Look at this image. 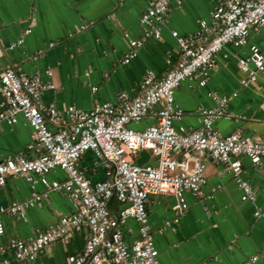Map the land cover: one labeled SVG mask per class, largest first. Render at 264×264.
Wrapping results in <instances>:
<instances>
[{"label":"built area","instance_id":"1","mask_svg":"<svg viewBox=\"0 0 264 264\" xmlns=\"http://www.w3.org/2000/svg\"><path fill=\"white\" fill-rule=\"evenodd\" d=\"M171 2L148 0L139 16L141 35L129 38L126 34L129 51L120 63L133 59L146 41L161 39ZM176 2L180 4L179 0ZM214 2L209 12L212 28L201 20L193 33L182 35L171 30L177 45L176 60L173 62L171 53H167L168 68L164 75L159 77L147 69L136 90L133 93L119 91L114 103L96 102L88 111L68 105L59 111L43 103L42 93L53 89L54 85L43 81L38 72L27 74L10 66L2 70L0 122L12 125L22 115L31 134L26 145L28 155L21 152L0 160V187L8 177L19 176L29 183L31 192L27 199L1 207L0 216H17L26 221V211L42 206L50 192H61L75 203L70 213L61 215L56 224L35 229L32 237L10 238L5 249L15 261L34 264L46 246L68 242L75 232L86 228L88 235L83 249L69 255L65 264H159L147 211L150 196L175 199L174 215L157 231L164 232L178 225L179 217L187 208L185 192L204 198L205 157L231 172L242 191V201L254 202L256 193L242 178L241 159L247 158L256 166L264 162V139L240 129L222 136L213 127L218 119L231 117L227 105L236 93L212 94L213 106L198 108L199 129L186 130L173 124L184 114L174 100L181 82L193 79L199 87H204L216 67L215 57L223 47L242 48L248 43L251 32L256 34L264 29V0ZM30 31V28L25 29L13 43H0V55L21 45L24 35ZM235 59L238 70L244 75L239 79L240 87L256 83L264 74V37L262 46L251 44L248 53L236 55ZM146 117L154 118V122L142 130L129 127L130 123L137 124ZM142 150L149 153L154 163L135 162ZM87 151L104 160L103 181L92 183L80 168L79 161ZM54 169H61L65 177L48 180L47 174ZM39 180L45 186L42 192L35 188ZM112 198L120 204L117 212L109 208ZM254 215H264V210L258 208ZM127 218L138 224L137 237L130 243L121 229ZM3 233L0 218V235ZM262 256L264 258V251ZM256 260L257 256H251L245 264ZM0 264H11V261L2 259Z\"/></svg>","mask_w":264,"mask_h":264},{"label":"crops","instance_id":"2","mask_svg":"<svg viewBox=\"0 0 264 264\" xmlns=\"http://www.w3.org/2000/svg\"><path fill=\"white\" fill-rule=\"evenodd\" d=\"M179 1L180 4L176 0L171 2V12L163 26L161 39L146 41L137 49L133 59L122 64L120 60L129 51V38L141 35L139 16L148 0H0L2 45L15 42L25 29H31L24 35L21 45L0 55V73L7 66L20 68L27 74L38 72L43 81L54 85L53 89L42 93L43 103L59 111L68 105L89 110L96 102L114 103L119 91L133 93L136 90L147 69L159 77L164 75L168 68L167 53H171L173 62L176 60L177 45L171 30L182 35L193 33L201 20L212 28L209 12L215 6L214 0ZM259 34L251 32L248 43L242 48L223 47L215 57L216 67L204 87H199L193 79L181 82L175 90L174 100L184 114L174 121L176 128H201L198 108L213 106L214 93H236L227 105L231 117L218 119L214 129L222 136L240 129L245 134H257L264 139V74L256 83L240 87L239 79L244 75L238 70L235 59L236 55L248 53L251 44L262 46L264 36L258 42L252 41ZM50 43L53 45L49 46ZM78 77L83 85L75 80ZM79 87L85 97L78 103L73 94ZM142 121L145 126L130 123L129 127L142 130L152 124L154 118L146 117ZM50 127L56 129L55 125ZM30 134L31 128L22 115L12 125L0 122V160L21 152L28 155L26 145L30 142ZM147 161H150L149 157ZM104 163L92 151H87L79 166L95 183L105 179ZM241 163L242 178L256 193L254 202L242 201V191L231 172L206 157L202 186L204 198L198 199L185 192L187 208L179 217L178 225L168 227L164 232L157 231L174 215L175 199L150 196L148 218L160 264H164L163 258L168 264H245L251 256H257L253 264L263 263L264 215L256 217L254 212L258 208L264 210V162L256 166L242 158ZM64 177L61 169H54L46 176L48 180ZM218 186L220 188L216 189ZM35 188L42 192L45 186L39 180ZM30 192V185L24 178L8 177L0 187V208L27 199ZM111 200L109 208L117 212L120 204ZM74 208L75 203L65 194L50 192L42 206L26 211V221L1 214L4 233L0 235V260L23 264L15 261L11 252L5 249L7 241L17 237L30 238L35 229L56 224L61 215ZM121 229L127 242L137 237L138 224L133 219H125ZM87 235L88 230L84 228L75 232L68 242L46 246L34 264H65L69 255L83 249ZM193 236L195 242L191 241Z\"/></svg>","mask_w":264,"mask_h":264},{"label":"rangeland","instance_id":"3","mask_svg":"<svg viewBox=\"0 0 264 264\" xmlns=\"http://www.w3.org/2000/svg\"><path fill=\"white\" fill-rule=\"evenodd\" d=\"M264 36V29H261L260 30V34L259 35H256V37H254L253 38V40L252 41H254V42H258V40H260L262 37ZM4 53H7V51H5ZM71 76H73V74L71 73ZM77 82H80V84H82L83 85V82L79 79V77L78 78H76L75 79ZM81 87H79L78 89H77V91H75L74 92V94H73V97H74V99H75V97H76V100L78 101V103L80 102V101H82V98L84 99V97H85V94H84V91L82 90V89H80ZM100 102H102V101H100ZM91 107V106H90ZM81 109V108H80ZM90 110V109H89ZM85 111H88V110H85ZM137 124H139V126L138 127H141V126H145V123L143 122V121H141V122H139V123H137ZM141 125V126H140ZM133 129H135V128H133ZM141 129V128H140ZM151 164L152 163H154V161L153 160H150L149 161ZM200 201V200H199ZM196 241V238H194V236L191 238V241ZM158 260H159V264L161 263L160 262V260H161V258L158 256ZM163 263L164 264H168L167 263V261H166V258H163Z\"/></svg>","mask_w":264,"mask_h":264},{"label":"water","instance_id":"4","mask_svg":"<svg viewBox=\"0 0 264 264\" xmlns=\"http://www.w3.org/2000/svg\"><path fill=\"white\" fill-rule=\"evenodd\" d=\"M148 157H149V153L147 151H145V150H142V151L139 152V155L135 159V162L137 164H143L144 162L147 161Z\"/></svg>","mask_w":264,"mask_h":264},{"label":"trees","instance_id":"5","mask_svg":"<svg viewBox=\"0 0 264 264\" xmlns=\"http://www.w3.org/2000/svg\"><path fill=\"white\" fill-rule=\"evenodd\" d=\"M113 200V199H112ZM112 200H111V202H112Z\"/></svg>","mask_w":264,"mask_h":264}]
</instances>
